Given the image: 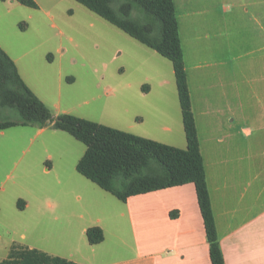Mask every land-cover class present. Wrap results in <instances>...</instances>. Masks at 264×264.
<instances>
[{
	"label": "crops",
	"instance_id": "obj_1",
	"mask_svg": "<svg viewBox=\"0 0 264 264\" xmlns=\"http://www.w3.org/2000/svg\"><path fill=\"white\" fill-rule=\"evenodd\" d=\"M174 3L192 108L193 84L197 81L201 113L205 114L206 108L215 114L227 113L226 118L213 122L208 119L200 125L195 116L225 263L264 264V0H180L179 8L177 0ZM211 91L216 94L213 103L205 97ZM126 92L128 87L122 95ZM228 92L229 98L224 96ZM250 94L258 103L249 99ZM122 104L128 106L130 116L141 126L128 122L118 129L174 147H187L186 136L179 128L144 126L147 120L151 122L152 108L156 109L155 121L159 115L164 117L158 111L160 104ZM249 125L257 127L253 130ZM49 126L53 123L36 128L34 138L43 135ZM11 129L0 131V194L10 181L16 183V173L17 179H24L31 172V138ZM161 130L167 132L170 143L160 139L164 138ZM16 136L19 142L28 140V147L20 144L16 148ZM82 201L81 196L55 203L44 198L12 199L0 204V214L4 210L12 215L16 210L29 212L39 236L30 239L22 233V246L76 264H212L194 184L130 197L110 216L113 221L109 222V230L101 218L69 214L72 209L67 206L76 208ZM95 227L103 231L104 240L94 245L87 232ZM11 248V244L5 245L9 253Z\"/></svg>",
	"mask_w": 264,
	"mask_h": 264
},
{
	"label": "rangeland",
	"instance_id": "obj_2",
	"mask_svg": "<svg viewBox=\"0 0 264 264\" xmlns=\"http://www.w3.org/2000/svg\"><path fill=\"white\" fill-rule=\"evenodd\" d=\"M34 1L37 8L15 0H0V47L17 61L27 84L51 110L53 121L61 114H70L118 129L128 122L139 124V120L130 116L128 106L122 103H131L134 107L157 103L160 104L158 111L164 113V117L159 115L155 121L156 109L152 108L151 122L147 120L144 126L179 128L184 136L171 61L76 0ZM177 2L178 8L181 7L180 0ZM179 20L182 24L181 15ZM255 83L258 86L259 80ZM125 87L129 93L122 95ZM198 87L199 83L194 82L193 112L199 125L208 119L213 122L226 118V112L215 114L213 109L206 108L205 114L201 113ZM224 96L229 98V92ZM205 97L213 103L216 94L211 91ZM249 99L258 103L253 94ZM0 119L17 121L20 115L14 109L0 108ZM247 127L255 130L257 126ZM10 132L18 135L24 132L30 136V144L28 140L19 142L16 136L15 147L20 144L28 147L29 144L32 166L28 178L17 179L16 173V183L10 181L7 184L6 191L0 194V204L12 199L33 198L55 203L81 196L83 204L76 208L67 206L72 209L69 214L83 213L87 218H101L102 225L109 230V222L113 221L110 216L123 208L124 202L77 172L76 166L86 152L83 143L53 126L36 138V127L32 126L15 127ZM162 134L164 138L160 139L170 143L167 132L162 131ZM15 212L16 215H12L4 210L0 214V261L9 255L5 245L22 246V233H27L30 239L39 236L38 229H34V217L29 212ZM126 229L130 244L128 224ZM110 244L114 245L113 242Z\"/></svg>",
	"mask_w": 264,
	"mask_h": 264
},
{
	"label": "trees",
	"instance_id": "obj_3",
	"mask_svg": "<svg viewBox=\"0 0 264 264\" xmlns=\"http://www.w3.org/2000/svg\"><path fill=\"white\" fill-rule=\"evenodd\" d=\"M37 8L34 0H15ZM112 25L156 51L173 64L183 126L185 149L163 144L70 114L53 121L51 110L21 77L16 63L0 47V108L16 110L20 119H0V131L15 127L44 128L53 123L86 146L77 172L118 200L167 188L194 184L210 245L212 264H226L217 232L207 183L188 76L184 63L174 0H76ZM91 244L104 240L103 231L87 232ZM0 264H76L38 249L14 245Z\"/></svg>",
	"mask_w": 264,
	"mask_h": 264
}]
</instances>
